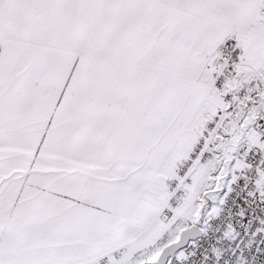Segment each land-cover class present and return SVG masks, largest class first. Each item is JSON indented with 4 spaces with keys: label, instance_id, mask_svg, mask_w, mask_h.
Returning a JSON list of instances; mask_svg holds the SVG:
<instances>
[{
    "label": "snow or ice",
    "instance_id": "1",
    "mask_svg": "<svg viewBox=\"0 0 264 264\" xmlns=\"http://www.w3.org/2000/svg\"><path fill=\"white\" fill-rule=\"evenodd\" d=\"M0 264H264V0H0Z\"/></svg>",
    "mask_w": 264,
    "mask_h": 264
}]
</instances>
